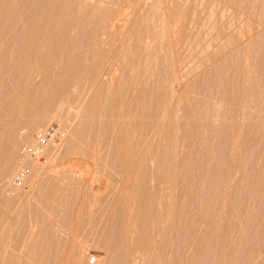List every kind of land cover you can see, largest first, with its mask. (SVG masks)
<instances>
[{
  "label": "bare ground",
  "instance_id": "6f19581e",
  "mask_svg": "<svg viewBox=\"0 0 264 264\" xmlns=\"http://www.w3.org/2000/svg\"><path fill=\"white\" fill-rule=\"evenodd\" d=\"M186 2L147 0L138 3L134 13L156 9L168 12L176 3L188 10L192 2ZM100 3L0 0V137L5 140V144L0 142V165L8 159L16 166V161L29 158L23 149L36 146L31 135L41 131L48 116L60 120L64 137L58 145L65 144L67 153L86 131L81 114L94 116V133L104 136L109 125L102 118L112 114L103 112L106 104L98 107L99 97L127 96L136 103L129 112L134 122L142 102L148 112L144 118H153L144 123L137 146L133 145L143 148L142 153L130 156L144 157L153 167L145 172L140 170V162L129 161L127 168L124 165L130 187L123 195L121 210L102 213L103 223L95 230L93 247L100 255L92 258L93 263L264 264V119L254 107L264 95V38L247 39V34V45L242 47L243 35L235 29L223 36V43L220 33L207 41L196 31L192 40V35L182 33L183 27L174 20L160 40L150 42V35L146 36V46L155 45L140 51L149 64L140 73H129L128 86L124 87L120 83L122 71L121 75L115 74V69L111 74L103 72L104 62H92L89 55L104 51L111 40L119 45L124 36L134 37L131 31L137 18L131 17L128 24L126 18L131 11L127 7L115 9L116 2ZM116 23L122 25L117 27ZM116 30L122 32L112 35ZM182 45H189V53L197 52L198 57L207 48L212 49L204 58L188 59L196 63L193 71L198 70L191 81V69L183 70L185 67L178 65ZM227 48L229 55L224 54ZM243 53L251 55L242 58ZM129 54L134 67L138 50L133 48ZM240 61L250 64L243 63V67ZM208 62L211 66H202ZM181 82L183 87L178 86ZM188 89L193 95L190 98ZM80 100L85 101L83 107L69 105ZM64 106L67 115L62 116ZM163 141L166 143L162 145ZM58 145L43 148L40 155L46 157L50 151L49 157L55 156ZM35 160L38 170L29 169L35 170L32 181L37 186L44 168L39 158ZM10 169L0 166L2 198H6L2 187L12 176ZM18 191L22 190L13 195L20 194ZM4 202L9 206L14 203ZM66 212L62 210V216ZM12 213L9 210L5 213L9 215H0V234ZM46 221L26 231L33 257L43 262L60 259L66 237L70 245L66 262L83 264V253L88 254L86 246L64 235L59 221ZM1 240L0 255L8 256Z\"/></svg>",
  "mask_w": 264,
  "mask_h": 264
},
{
  "label": "rangeland",
  "instance_id": "374dc122",
  "mask_svg": "<svg viewBox=\"0 0 264 264\" xmlns=\"http://www.w3.org/2000/svg\"><path fill=\"white\" fill-rule=\"evenodd\" d=\"M107 1H111L113 3L116 2L117 4L113 5V8L115 9L127 7L129 12L131 11L128 13L126 18L128 19V24L131 22V17L135 16L137 18L136 28L131 31V33L135 36H124L119 45L112 44L113 41L111 40L104 51H100L95 55L89 56L92 58V62H104V68L102 70L103 72L105 71L106 73L111 74L113 69H115V74L121 75L122 71L123 76L120 80V83L124 87L128 86L127 82L130 78L127 76L129 73H140L144 69V66L149 64L146 62V57L140 54V51L144 49L143 52H145L147 49L154 48L155 45H149L147 47L144 43V40L147 41L146 36L150 35V42L160 40L164 34L169 32L167 31V26L170 23H173L174 20L175 23L177 22V25L183 27L182 33H190L189 35H192V40L194 32L196 33V31L200 32L201 35L207 38L205 40L208 41L209 39L215 37L217 33H220L219 36L222 38L224 36L225 38L228 33L231 34L235 29L238 30L241 35H243L241 38L244 41H242L243 43H240V45H243H241L242 47H246L245 45H247V40L245 39L247 34L250 35V38L247 36V39L260 40L261 38H264L262 35V33H264V0H227V2H225L226 0H187L186 3L188 4L189 2H194L193 4L196 3L195 6L190 3V5H187V10L182 9L180 7V3H176L174 5V9L172 8L168 12L162 13V11L156 9L157 11H140L139 14L134 13V10L137 9L138 3H144L147 0H97V2H101L100 4ZM150 1L153 2V0ZM126 12L127 10L124 11L123 14H127ZM120 25H122V23H116L117 27ZM262 29L263 31L261 33ZM120 31L121 30H116L111 33L112 35H114L113 33L118 35L122 32ZM258 33H260L259 36H257ZM224 38L221 41L222 43ZM227 42L228 40L226 41V44ZM132 43L134 47H132ZM163 44L161 45L164 46ZM115 47H118L120 52H118L116 50L117 48ZM133 48L138 50V60L136 66L134 65V67H132V61L134 60L129 54V50ZM190 48L191 47L189 45H182L178 49V58L181 60L178 65L185 67L183 70H186V68L191 69V81L192 79L194 80L193 74L198 70L193 71V67L196 66V63H193L189 60H193L195 57H198L199 53H189V51H191ZM224 50V54L226 55H229L231 52L229 48ZM211 51L212 49L207 48L203 55L200 54V57L204 58L205 56H208L207 54H210ZM243 54L244 55L241 54L242 58L251 55L247 53L246 54L248 56L245 55V53ZM79 55L82 56V53L79 52ZM183 59L186 62H184ZM186 59L189 60L187 61ZM243 63L246 64L249 62H239V64L244 67ZM209 65L210 64L208 62L202 66L209 67ZM241 73L243 74V72ZM242 74L240 76L241 78ZM105 78V80H107V76H105ZM115 80L117 81V79ZM183 83L184 82L179 83L178 86L183 87ZM115 84H117V82ZM188 93L189 98L193 96L189 89ZM106 96L107 98L109 96L108 101L106 100ZM112 96L113 95L110 94H103L101 97H99L97 103L98 107L102 104H106L108 108H104L103 112L107 111V115L112 114L109 115V117L112 116L110 117V120L109 117L108 119L105 117L102 118V120H107L109 125V128L107 127V130H105L107 132L109 131L107 134H105L106 136H100V134L104 133H97L98 135L94 133V122L96 123L97 121L95 120L94 116L84 117L81 114L80 121H86L87 125L85 128L86 131L81 133L83 138L80 140L79 136V139L76 140V144L68 153L65 150V144H63V147L62 145H58V154L56 152L55 156L53 157H49L50 151H47V156H43L44 158L42 160L40 159L44 170L40 174L41 178L37 186L32 181L35 170H38L37 161L35 159H31L29 157L28 159H23L18 162L16 161V166L11 164L8 159H5L1 162L0 166H3L5 169L12 167L9 172L12 176L20 168H25L28 172L26 187L21 189L22 191H18L20 194L6 198L0 197V215L3 214L5 217L6 215H9L5 214L9 210L14 212V214L12 213L9 221L3 224L4 226L2 227V233L0 234L2 239L1 242L6 244L8 254V256H3L4 253L0 255L2 264H68V261L66 262V253L70 245L66 244L68 241L66 237H62V239L64 238L63 240L66 241L64 242L65 246L61 253V255L64 256L62 257L60 255V259H51L47 262H43L38 257L34 258L31 253V245H29L27 242V237L25 236L27 233L26 231L29 230L31 225H40L43 221H46L47 218H50V221H59L58 223L61 225H59L57 221L56 225L62 227L64 235L68 234V236H70L69 238L72 237L70 240H75L78 242L81 241L82 245L86 246L88 249V254L85 252L83 253L84 257L86 258L84 259L85 261L83 260V264H86L87 261L90 263L92 258L100 255L94 250L95 248H93L95 243V235L97 232L95 230L96 228L100 229L99 226H101L103 223L102 213L104 210H106L109 214H115L123 208V195L126 193L125 190L129 189L130 187V183L126 182V180L130 178V175L128 172L124 171L127 168V163L129 161L134 163L140 162V170L145 172L147 171V168L153 167L152 163L144 157L138 159L130 156L131 153H142L143 148L140 149L139 146L136 147L137 135L143 130L145 122L150 121L151 119L153 120V118H150V116L147 119L144 118V113H148L147 109H145V103L142 102V107L139 109L138 113V119H135L137 121L136 123L130 117V113L133 110L131 107L133 101L131 102L127 96ZM103 98L106 99L104 100ZM263 98L262 101L258 102V104L254 106L256 108H254L256 110L254 111L257 113V115H259L261 120L264 119ZM261 102H263V104ZM53 104H55V102ZM69 105L71 108L76 109V107L78 108L81 105L83 107L85 105V101H74L73 103L70 102ZM221 105H224V103ZM250 112L253 113L252 109ZM63 115H67L66 108L62 111V116ZM70 117L71 116L68 117V121ZM45 121V124L40 128L41 130L50 125H58L63 129L60 120L56 118L48 116ZM112 123L116 124L113 125ZM21 131L22 130L20 129L19 133ZM35 133L36 132H33L31 135V139L33 141L35 139ZM93 139H95L94 142ZM0 142L1 144H5V140L2 137H0ZM165 143L166 142L163 141L162 145ZM134 144L136 145L134 147L135 149L133 148ZM10 147L12 150H14L12 146ZM113 154L117 155L116 158L113 157L115 156ZM124 165L126 168H124ZM29 167L35 168V170L29 169ZM72 167H74V169H72ZM12 176L7 178L6 183L2 187L3 197L4 187H6ZM56 180L59 181H57V184ZM5 200H11L14 203L9 206L5 204ZM66 204H68V206H66ZM62 210H67L65 215L67 220L65 219V221V216H62ZM67 213L70 215H67ZM47 221L50 222L49 220ZM53 224H55V222H53ZM62 239L60 240L62 241Z\"/></svg>",
  "mask_w": 264,
  "mask_h": 264
},
{
  "label": "built area",
  "instance_id": "2783aa9c",
  "mask_svg": "<svg viewBox=\"0 0 264 264\" xmlns=\"http://www.w3.org/2000/svg\"><path fill=\"white\" fill-rule=\"evenodd\" d=\"M64 137L63 129L58 125H50L45 129L41 130L35 135L34 141L36 142L35 148H26L23 151L25 155L29 156L31 159H43L41 156V150L48 146L58 145ZM28 177L27 169L20 168L18 169L12 178L9 180L6 187H4V196L12 197L15 191L24 189L26 187V180ZM93 263V259L91 262Z\"/></svg>",
  "mask_w": 264,
  "mask_h": 264
}]
</instances>
